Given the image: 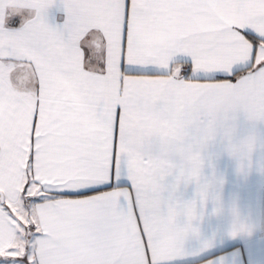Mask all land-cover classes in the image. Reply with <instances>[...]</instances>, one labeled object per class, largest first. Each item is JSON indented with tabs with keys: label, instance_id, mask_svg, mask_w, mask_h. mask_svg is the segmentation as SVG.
Returning a JSON list of instances; mask_svg holds the SVG:
<instances>
[{
	"label": "snow or ice",
	"instance_id": "snow-or-ice-1",
	"mask_svg": "<svg viewBox=\"0 0 264 264\" xmlns=\"http://www.w3.org/2000/svg\"><path fill=\"white\" fill-rule=\"evenodd\" d=\"M264 108V0H0V264H175L161 134Z\"/></svg>",
	"mask_w": 264,
	"mask_h": 264
},
{
	"label": "crops",
	"instance_id": "crops-1",
	"mask_svg": "<svg viewBox=\"0 0 264 264\" xmlns=\"http://www.w3.org/2000/svg\"><path fill=\"white\" fill-rule=\"evenodd\" d=\"M154 215L161 258L264 264V108L229 99L161 134Z\"/></svg>",
	"mask_w": 264,
	"mask_h": 264
}]
</instances>
